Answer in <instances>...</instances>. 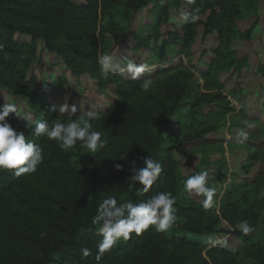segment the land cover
I'll return each mask as SVG.
<instances>
[{"label":"trees","instance_id":"1","mask_svg":"<svg viewBox=\"0 0 264 264\" xmlns=\"http://www.w3.org/2000/svg\"><path fill=\"white\" fill-rule=\"evenodd\" d=\"M154 2L161 7L162 18L168 17L172 5L179 2L188 6L187 16L198 17L195 22H188L180 33L168 34L169 38L156 50L155 56L160 60L168 56L165 52L171 44L186 48L198 25L203 37L213 34L228 42L234 32L233 23L242 12L236 0H0V44L3 45V51H0V98L4 93L25 105L22 110L17 109L16 114H9L7 122L41 146L44 159L36 172L46 170L61 156L46 152L41 145L43 137L34 136L35 123L41 119L53 123L59 112L50 109L59 105L50 101L46 86L40 87L37 78L29 74L33 63L45 52L57 57L71 75L89 74L101 85L110 80V75L107 79L99 75L97 59L98 55L104 54L107 35L130 27L139 11ZM146 32V39L129 36L133 39L134 51L147 48L156 36L153 29ZM250 34L251 29L245 38L249 39ZM39 45L43 47L42 51ZM150 76L144 73L139 80L128 78L125 88L139 92L140 84ZM140 105H134L125 96L96 112L109 124V134L106 148L98 151L95 165L88 167L84 159L79 161L87 196L66 207H55L51 213H44L42 208L41 218L44 220L46 216L51 221L43 232L29 221L25 210L27 175L17 177L13 175L14 170H0V264H97L96 245L102 236L99 225H94L92 218L104 199L115 195L118 201L131 199L138 203L161 191L171 192L176 199L174 152L178 147L165 144L164 131L180 104L175 101L162 118L161 123L165 126L157 127H152L156 124L153 111H143ZM3 106L0 101V109ZM189 108L195 119L206 106L194 102ZM221 110L224 113L233 111L228 106ZM250 120L255 124L260 122L257 116ZM185 133L180 128L176 134L182 137ZM127 140L128 144L125 143ZM147 156L159 161L163 171L149 192L137 196L135 187L142 186L129 187L132 162L141 168L143 158ZM115 164L122 165L123 171H116ZM229 186L218 211L175 204L178 219L171 229L157 232L150 227L138 237L133 233L130 240L120 241L105 253L99 264H237L242 254L257 246L255 229L264 223V196L246 205L234 184ZM248 187L244 185L245 189ZM224 222L228 227L222 226ZM242 222H248L253 231L247 234L237 231L235 226ZM219 236H231L240 243L234 247L216 244L214 239ZM84 248L91 251L86 258L82 257Z\"/></svg>","mask_w":264,"mask_h":264},{"label":"rangeland","instance_id":"2","mask_svg":"<svg viewBox=\"0 0 264 264\" xmlns=\"http://www.w3.org/2000/svg\"><path fill=\"white\" fill-rule=\"evenodd\" d=\"M236 3L242 12L233 23L234 32L228 42L213 34L203 37L198 25L186 48L171 44L164 60L156 58V50L173 31L180 33L189 24L183 20L188 13L185 4L172 5L168 17L162 18L158 2L151 3L139 11L130 27L125 26L115 35H107L104 54L113 55L121 64L127 58L151 66V71L146 72L148 76L152 75L148 78L152 80V86L147 92L142 91V83L139 92L127 90L125 81L130 78L127 73L110 74V80L101 85L95 79L90 80L89 74L71 75L57 57L45 52L33 63L29 74L37 78L40 87L46 86L51 102L60 106L67 101L69 106L77 107L78 113L79 110L81 113L97 112L127 96L134 105L141 104L143 111H153L156 124L152 127L165 126L161 123L162 118L177 101L180 107L164 131L165 144L178 147L174 152L176 204L218 211L230 183L243 195L246 205L253 204L264 196V0H236ZM147 29H153L156 35L152 43L145 49L134 51L133 39L129 36L146 39ZM250 29L251 34L246 39ZM181 41L184 42L183 38ZM42 48L39 45L40 51ZM1 96L3 105L13 103L19 110L25 108L20 100L8 98L4 93ZM194 102L206 106L195 119L189 108ZM224 106L233 111L224 113L221 110ZM252 116L259 117L260 122L253 123ZM66 120L67 114L59 113L54 122ZM92 123L106 139L109 134L107 121L100 117ZM180 128L186 132L182 137L176 134ZM240 129L248 136L243 143L236 136ZM151 131L154 133L155 130L151 128ZM42 142L46 152L57 153L61 159L52 162L46 170L26 177L25 210L29 221L40 232L45 231L51 222L48 217L44 216L43 220L39 215L43 214L42 208L44 213H51L55 207H66L71 202L85 199L87 187L79 161L84 159L88 167H92L98 156V152L89 153L81 148L79 142L68 151L62 150L55 140L43 137ZM203 170L208 172L209 186L216 189L212 208H204L203 197L187 193L183 186L188 176ZM244 185L249 187L245 189ZM222 226L228 227L225 222ZM235 229L243 232V223H238ZM214 242L228 247L240 243L231 236H219ZM255 242L256 248L242 254L237 264H259L260 261L264 264V223L255 229Z\"/></svg>","mask_w":264,"mask_h":264},{"label":"clouds","instance_id":"3","mask_svg":"<svg viewBox=\"0 0 264 264\" xmlns=\"http://www.w3.org/2000/svg\"><path fill=\"white\" fill-rule=\"evenodd\" d=\"M197 19L195 15L183 17L186 22H195ZM0 51H3L2 44ZM97 59L99 75L104 79L110 74L127 73L132 80H139L144 73L151 71V66L147 63H137L132 59L124 58L125 62L121 64L111 54H100ZM89 79L94 80L95 77L89 76ZM151 86L152 80L144 79L141 85L142 91L147 92ZM50 111L67 114V120L50 124L47 120L41 119L35 123L34 136L55 140L64 151L74 149L78 142L80 147L89 153H96L106 148L107 140L102 138L104 133L95 130L92 123L100 119L98 113L93 111L81 113L80 110L78 113L77 107L69 106L67 101L51 108ZM16 112L17 108L13 103L4 104L0 109V170H14L13 175L19 177L34 174L44 157L39 144L27 139L24 132L18 131L7 122L9 114ZM236 136L241 143L248 139L243 129L237 131ZM143 165L138 168L136 162H132L129 187H135L137 184L142 186L135 187L137 196L149 192L163 171L161 163L150 156L143 158ZM115 170L123 171V166L115 164ZM183 186L187 193L203 197L204 208L215 206L216 189L209 186L207 170L188 176L183 181ZM176 202L172 193L166 191L157 192L149 199L138 203L131 199L118 201L115 195L104 199L92 218V223L99 225V234L102 236L96 245L97 264L103 255L110 252L120 241L130 240L133 233L138 237L150 227H154L157 232H167L171 229L178 219V210L174 207ZM242 223L245 234L253 231L247 222ZM43 235L41 233V236ZM90 255L91 251L88 248L82 249V257L86 258Z\"/></svg>","mask_w":264,"mask_h":264}]
</instances>
